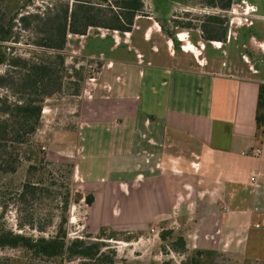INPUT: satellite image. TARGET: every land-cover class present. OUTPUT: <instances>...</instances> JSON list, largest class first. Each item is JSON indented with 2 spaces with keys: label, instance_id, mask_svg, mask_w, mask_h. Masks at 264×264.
<instances>
[{
  "label": "crops",
  "instance_id": "crops-1",
  "mask_svg": "<svg viewBox=\"0 0 264 264\" xmlns=\"http://www.w3.org/2000/svg\"><path fill=\"white\" fill-rule=\"evenodd\" d=\"M243 2L249 22L230 21L225 39L140 10L130 31L69 33L75 54L100 62L83 90L95 112L69 133L91 232L167 223L201 256L264 264V0Z\"/></svg>",
  "mask_w": 264,
  "mask_h": 264
},
{
  "label": "trees",
  "instance_id": "trees-1",
  "mask_svg": "<svg viewBox=\"0 0 264 264\" xmlns=\"http://www.w3.org/2000/svg\"><path fill=\"white\" fill-rule=\"evenodd\" d=\"M110 1L75 0L72 7L69 2H61L56 11L46 17L40 13L23 12L25 5L18 7L8 18L5 17L7 12L2 11L4 17L0 15V46L19 42L14 32L18 23L23 30H38L42 33L40 39L34 42L35 46L47 47L56 52L55 60L46 61L40 57H23L19 54L9 57L6 52L0 51V66H7L0 73V89H6L12 97L10 100L8 95L0 94V173L14 174L28 161L24 182L20 187L11 189L0 203V217L8 206L15 207L20 231L8 229L5 222H0V247L22 249L37 261L36 264H63L72 260H78L79 264L117 263V251L106 241L105 228H101L96 236L89 233L70 237L68 211L72 201L75 165L73 162H60L40 156V149L34 146V136L42 122L44 103L48 97L62 90V72L63 69L67 70L63 52L68 45L69 33L85 34L90 26L131 30L138 6L129 1L115 0L117 10L109 5ZM205 3L224 12L231 9L233 0H205ZM106 5L108 10L103 9ZM223 16L204 17L199 26L207 38L217 30L224 33L223 38H226L228 18ZM102 17H108V21L98 19ZM189 25L192 26V23ZM256 121V135L264 138V83L259 88ZM85 200L91 204L93 195L89 194ZM47 206L58 210L57 217ZM160 226L163 228L160 232L163 241L176 232L167 223ZM52 227L54 229L50 231ZM108 238L115 239L113 236ZM176 244L181 250H187L182 232L176 236ZM170 249L177 251L174 244ZM196 254L201 255L202 251H196ZM14 263L10 258L0 262ZM213 264L225 263L214 261Z\"/></svg>",
  "mask_w": 264,
  "mask_h": 264
},
{
  "label": "rangeland",
  "instance_id": "rangeland-1",
  "mask_svg": "<svg viewBox=\"0 0 264 264\" xmlns=\"http://www.w3.org/2000/svg\"><path fill=\"white\" fill-rule=\"evenodd\" d=\"M190 7L180 5L175 10V20L177 23H192L200 24L207 15H222L228 18V26L232 18L241 16L244 10L242 6L245 5L243 0H233V7L230 11L220 10V8H211L205 5V0H188ZM61 2H69L72 7L75 0H3L1 1L0 15L4 17L2 11L7 12L10 17L18 9V7L25 5L22 9L27 13H40L43 17L51 15L56 11V7L61 5ZM114 9H117L115 0L108 2ZM103 9L108 10L106 6ZM235 9V13L232 12ZM103 21H108V17L98 18ZM201 19V20H200ZM236 21V20H235ZM176 23V22H175ZM35 24V23H34ZM15 35L19 37L17 43H7L0 46V51L6 52L9 57L11 55H22L23 57H40L43 60H55V51L53 49L35 46L34 42L40 39L42 33L34 30H23L20 24H16L14 28ZM69 39V38H68ZM75 47L66 46L63 55L65 57V69L63 74L62 90L54 93L48 97L44 103V110L42 112L41 126L34 136V146L40 149V156H46L49 160L60 162H73L70 155H73L71 142L69 140V133L74 132L80 124L87 120V116H91L94 107L92 102H87L84 94V84L87 78L92 76L90 65L95 61L85 58L79 54H75L72 49ZM96 66L99 68V61H96ZM6 65L0 66V73L6 70ZM78 70V72H76ZM0 94L8 95L11 100L12 97L6 89H0ZM88 112V114L86 113ZM28 161L14 174L0 173V203L4 201L11 189L18 188L24 182L26 176ZM91 194L85 189H81L76 185V181H72V201L68 211V228L70 237L86 235L92 233L96 236L99 232L93 233L88 228L87 223V209L88 203L83 198ZM83 200H80L82 199ZM54 211L57 217L58 210L47 206ZM46 210H49L48 208ZM45 210V211H46ZM2 212L0 208V213ZM58 219L55 218V222ZM0 222H5L8 229L20 231L18 227V219L15 207L10 205L0 217ZM54 227L49 229L52 231ZM29 230V229H25ZM162 230L154 232L138 231L132 234L120 230H106V241L113 245L117 251L116 264H213L214 256L197 255L196 252L187 247L186 251L181 250L180 246L176 244V236L180 234L176 231L175 234L163 241L160 236ZM113 236V238H108ZM175 245L177 251L170 249L171 245ZM203 254V253H202ZM6 258L13 259L14 264H36L37 261L32 259L22 249H12L8 247H0V262ZM216 260L223 261L225 264L233 263L227 258L218 257ZM232 262V263H231ZM57 263V262H56ZM54 263V264H56ZM63 264H79L78 260L65 261Z\"/></svg>",
  "mask_w": 264,
  "mask_h": 264
},
{
  "label": "flooded vegetation",
  "instance_id": "flooded-vegetation-1",
  "mask_svg": "<svg viewBox=\"0 0 264 264\" xmlns=\"http://www.w3.org/2000/svg\"><path fill=\"white\" fill-rule=\"evenodd\" d=\"M129 1L132 5L138 6L137 10L143 13H149L150 11L162 19L175 18L173 14H169L170 9L175 3H181V0H119Z\"/></svg>",
  "mask_w": 264,
  "mask_h": 264
},
{
  "label": "built area",
  "instance_id": "built-area-1",
  "mask_svg": "<svg viewBox=\"0 0 264 264\" xmlns=\"http://www.w3.org/2000/svg\"><path fill=\"white\" fill-rule=\"evenodd\" d=\"M230 10L231 9H229L228 11H230ZM232 12L235 13V9H232ZM240 15L241 16H237L235 18H232V20L233 21L236 20L237 23L249 22L247 8H246V10H243ZM90 70L92 72V76H91L92 78L96 77L99 74V68H98V66H96L95 61L91 63ZM261 153H262V149H260V148L253 149L251 151V154L254 156H259ZM252 180H255V179L252 178ZM154 231H156V230L154 228H152V232H154Z\"/></svg>",
  "mask_w": 264,
  "mask_h": 264
}]
</instances>
